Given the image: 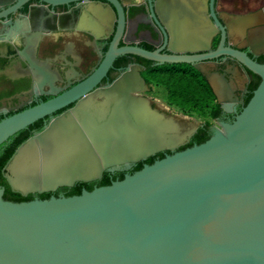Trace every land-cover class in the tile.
Segmentation results:
<instances>
[{
    "label": "water",
    "instance_id": "95a60500",
    "mask_svg": "<svg viewBox=\"0 0 264 264\" xmlns=\"http://www.w3.org/2000/svg\"><path fill=\"white\" fill-rule=\"evenodd\" d=\"M104 1L116 7L120 25L96 70L58 96L0 120L1 145L76 101L17 146L3 176L14 192L40 194L169 152L79 194L11 201L0 186V264H264V62L228 48L178 55L117 46L122 6ZM178 1L162 0L158 7L170 48L192 51L199 44L207 50L214 27L196 24L204 14ZM223 53L260 80L231 122H219L208 139L180 150L199 124L153 107L136 65L94 89L117 55L192 63L211 83L194 61Z\"/></svg>",
    "mask_w": 264,
    "mask_h": 264
},
{
    "label": "flooded vegetation",
    "instance_id": "af4514ba",
    "mask_svg": "<svg viewBox=\"0 0 264 264\" xmlns=\"http://www.w3.org/2000/svg\"><path fill=\"white\" fill-rule=\"evenodd\" d=\"M18 1L0 0V15L5 14L0 17V120L50 100L90 76L100 65L120 25L116 7L104 0H68L55 4L25 0L15 7ZM118 1L122 6L123 20L117 46L132 45L178 55H199L228 48L256 62H264V0L178 1L177 6L186 5L198 14H204V17L194 19L196 24L206 23L214 27L208 49H200L201 45L194 44L195 50L192 51L170 48V33L158 13L162 0ZM194 63L204 68L212 84L192 63L158 64L138 55L122 54L114 58L94 89L112 82L128 66L136 65L147 86L143 92L146 96L158 67L190 66L220 94L218 97L214 93L215 103L220 107L218 114L209 115L208 120L198 123L200 128L209 121L207 132L211 135L219 122L234 119L260 78L227 53ZM149 100L155 107L153 100ZM75 102L35 120L23 129V133L29 137L41 130ZM165 152L169 151L150 157L156 159L158 154L164 155ZM146 159L130 167L108 171L111 180L121 172H131L138 163H146ZM95 181H92L93 186H96ZM49 193L65 195V190L58 187ZM32 194L37 197L36 193Z\"/></svg>",
    "mask_w": 264,
    "mask_h": 264
},
{
    "label": "trees",
    "instance_id": "16d2710c",
    "mask_svg": "<svg viewBox=\"0 0 264 264\" xmlns=\"http://www.w3.org/2000/svg\"><path fill=\"white\" fill-rule=\"evenodd\" d=\"M154 71L156 74L153 76V78L158 79L166 86L169 102L179 107H183V105L190 103L196 108L204 109L208 116H216L218 114L220 107L215 103V94L211 86L205 80V78L192 67H169L168 65H163L162 67H158ZM256 85L257 84H255L253 87L255 88ZM251 94L252 92L250 93V96ZM248 99L246 100V103ZM209 124V121H206L204 127L198 128L194 135L191 137V140L185 145L180 146L178 150L191 146L194 143H201L208 139L210 136V134L207 132ZM23 132V129L18 131L8 139L10 141L7 140L0 145V186L4 187L3 198L6 200L27 201L34 198V194L32 193L23 196L18 192L12 191L8 182L3 176L4 166L6 162L9 160L17 146L28 137V135L24 134ZM162 156L163 154L160 153L156 156V158H161ZM153 160L154 157H149L145 160V162L151 163ZM141 166L142 163H138L132 171L139 169ZM122 177L123 173L121 172L119 173L118 177L114 179H121ZM110 181V173L108 171H104L102 177L99 180L95 181V185H106L109 184ZM93 187V182H76L71 187L63 186L61 187V189L65 190L66 196H69L73 194H79L82 188L91 190ZM36 194L39 198H48L50 195L49 192Z\"/></svg>",
    "mask_w": 264,
    "mask_h": 264
},
{
    "label": "rangeland",
    "instance_id": "374dc122",
    "mask_svg": "<svg viewBox=\"0 0 264 264\" xmlns=\"http://www.w3.org/2000/svg\"><path fill=\"white\" fill-rule=\"evenodd\" d=\"M150 84L151 88L146 96L153 100L155 107L159 110L182 119L184 118L193 121L195 123H201L209 119V116L204 109L196 108L190 103L183 105V107H179L169 102L166 86L158 79L152 77ZM211 122L215 124V122Z\"/></svg>",
    "mask_w": 264,
    "mask_h": 264
},
{
    "label": "crops",
    "instance_id": "0c3cea01",
    "mask_svg": "<svg viewBox=\"0 0 264 264\" xmlns=\"http://www.w3.org/2000/svg\"><path fill=\"white\" fill-rule=\"evenodd\" d=\"M124 1L129 2V1H135V0H124Z\"/></svg>",
    "mask_w": 264,
    "mask_h": 264
}]
</instances>
